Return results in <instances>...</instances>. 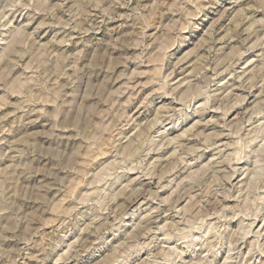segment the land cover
<instances>
[{"label": "rangeland", "instance_id": "374dc122", "mask_svg": "<svg viewBox=\"0 0 264 264\" xmlns=\"http://www.w3.org/2000/svg\"><path fill=\"white\" fill-rule=\"evenodd\" d=\"M0 264H264V0H0Z\"/></svg>", "mask_w": 264, "mask_h": 264}]
</instances>
